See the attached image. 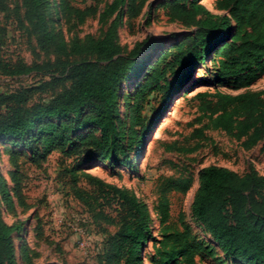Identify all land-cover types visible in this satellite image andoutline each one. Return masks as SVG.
<instances>
[{"label":"rangeland","instance_id":"obj_1","mask_svg":"<svg viewBox=\"0 0 264 264\" xmlns=\"http://www.w3.org/2000/svg\"><path fill=\"white\" fill-rule=\"evenodd\" d=\"M115 1L86 0L80 8L93 11L80 19L64 18L59 0H48L39 7L32 0H0V66L15 65L18 61L28 67L65 65L58 70L17 77L0 74V97L35 89L33 94L24 96L25 103L0 101V119H7L16 111L24 116L33 115L36 108L69 91L72 81L45 88L44 83L65 77L69 64L95 62L97 55L85 49L89 40H101L114 28L116 42L138 63L121 86L119 117L129 130L136 110L146 125L154 123V127L141 150L136 141L121 157L130 166L104 162L94 164L86 173L128 189L147 205L152 233L142 252V264H162L155 252V244L163 239L155 211L159 188L165 179L191 178L193 187L187 194L168 196L170 223L179 230L186 226L208 250L209 254L199 252L194 264H233L194 216V201L201 183L199 174L203 168L217 166L240 175L254 169L264 176V139L251 148L244 145L246 139L233 140L221 130H207L203 137L191 139L207 123L198 119L202 115L198 112L199 101L193 98L200 92L237 96L264 90V60L242 76L219 80V60L211 54L192 74L187 70L168 73L165 81L148 86L165 69L170 59L167 53L196 31L172 19L169 6L177 3L191 7L194 0H148L137 17H132L129 9L133 5L138 8L141 0H123L125 5L109 14ZM215 2L208 0L203 4L213 14L223 16L224 12L214 10ZM246 29L245 23H234L231 28L237 35H244ZM150 43L155 44L152 50L147 49ZM139 45L143 46L136 50ZM177 79L181 81L176 82ZM166 84L171 85L167 99V89L163 88ZM89 114L90 109L84 108L81 117ZM88 134L99 136L95 130H86L82 136ZM173 143L198 149L187 154L167 152L165 145ZM73 166V159L66 160L58 151L45 155L35 133L24 140L0 141V223L15 230L9 238L16 264H101L98 256L105 236L96 231L83 206L70 194V180L64 169ZM79 183L86 186L85 179L81 178ZM105 227L111 234L118 230ZM172 264L188 263L179 260Z\"/></svg>","mask_w":264,"mask_h":264},{"label":"trees","instance_id":"obj_2","mask_svg":"<svg viewBox=\"0 0 264 264\" xmlns=\"http://www.w3.org/2000/svg\"><path fill=\"white\" fill-rule=\"evenodd\" d=\"M47 1L32 0L35 7ZM59 1L60 14L64 18L78 16L84 19L93 11L80 8L86 0ZM146 1L141 0L138 8L130 7L132 17L139 15ZM123 5V0H116L109 14H114ZM213 7L225 14H213L201 0H194L191 7L177 3L169 6L172 19L196 28V31L167 53L170 59L165 69L159 71L148 86L165 81L168 73L187 70L192 74L211 54L219 60V80L242 76L264 60V0H216ZM234 23L246 24L244 35L232 32ZM153 46L155 44L150 43L147 49L152 50ZM85 49L97 55L95 62L69 64L65 68V77L44 83L45 88L72 81L71 89L50 104L36 108L33 115L24 116L16 111L9 118L0 119V141L24 140L35 133L44 146L45 155L58 151L66 160L73 159L74 166L64 169L65 176L70 180V194L83 206L96 231L105 236L98 256L100 263L142 264V252L152 233L147 205L128 189L106 183L86 171L94 164L104 162L130 166L131 163L121 161V157L136 141H139V150L142 149L154 123L146 125L135 110L130 128L126 130V124L119 117L121 86L138 63L116 42L114 28L101 40H89ZM64 67V64L28 67L18 61L15 65L0 66V74L17 77ZM170 87V84L163 87L167 89L165 99L169 97ZM34 91L1 96L0 101L25 103L24 96ZM193 99L199 101L198 112L202 115L198 119H205L207 123L196 130L191 139L203 137L207 130H221L236 141L246 139L244 145L248 148L264 139V90L237 96L200 92ZM84 108H89L90 114L82 118ZM86 130H95L99 136H82ZM165 149L187 154L197 151L198 146L173 143L165 145ZM199 176L201 183L193 206L197 221L213 237L226 260L233 264H264V176L254 169L240 175L217 166L203 168ZM81 178L86 180V186L80 185ZM192 187L191 178H169L159 188L155 211L160 218L163 239L155 244V252L161 257L162 264L179 260L194 264L199 252L209 254L186 226L179 230L170 223L168 196L187 194ZM4 194L7 196L6 190ZM105 226H114L118 230L111 234ZM14 231L0 223V264H16L9 238Z\"/></svg>","mask_w":264,"mask_h":264},{"label":"bare ground","instance_id":"obj_3","mask_svg":"<svg viewBox=\"0 0 264 264\" xmlns=\"http://www.w3.org/2000/svg\"><path fill=\"white\" fill-rule=\"evenodd\" d=\"M208 0H203V3H206ZM149 60V59H148Z\"/></svg>","mask_w":264,"mask_h":264}]
</instances>
